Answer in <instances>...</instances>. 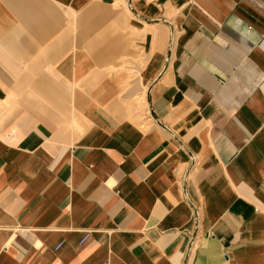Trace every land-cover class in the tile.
Returning <instances> with one entry per match:
<instances>
[{"label": "crops", "instance_id": "obj_1", "mask_svg": "<svg viewBox=\"0 0 264 264\" xmlns=\"http://www.w3.org/2000/svg\"><path fill=\"white\" fill-rule=\"evenodd\" d=\"M0 264H264V0H0Z\"/></svg>", "mask_w": 264, "mask_h": 264}, {"label": "rangeland", "instance_id": "obj_2", "mask_svg": "<svg viewBox=\"0 0 264 264\" xmlns=\"http://www.w3.org/2000/svg\"><path fill=\"white\" fill-rule=\"evenodd\" d=\"M109 24H110V22H109V20H107V21H104V24H103V26L104 25H106L107 27L109 26Z\"/></svg>", "mask_w": 264, "mask_h": 264}, {"label": "built area", "instance_id": "obj_3", "mask_svg": "<svg viewBox=\"0 0 264 264\" xmlns=\"http://www.w3.org/2000/svg\"><path fill=\"white\" fill-rule=\"evenodd\" d=\"M196 215H197V217H198V213H197V210H196Z\"/></svg>", "mask_w": 264, "mask_h": 264}]
</instances>
